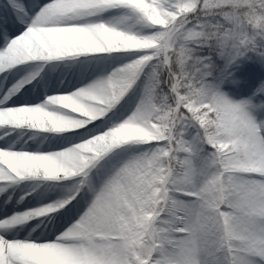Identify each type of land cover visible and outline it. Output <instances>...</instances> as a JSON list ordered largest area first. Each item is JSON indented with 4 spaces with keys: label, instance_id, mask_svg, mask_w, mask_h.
Returning a JSON list of instances; mask_svg holds the SVG:
<instances>
[{
    "label": "snow or ice",
    "instance_id": "6c2138e0",
    "mask_svg": "<svg viewBox=\"0 0 264 264\" xmlns=\"http://www.w3.org/2000/svg\"><path fill=\"white\" fill-rule=\"evenodd\" d=\"M0 264H264V0H0Z\"/></svg>",
    "mask_w": 264,
    "mask_h": 264
}]
</instances>
